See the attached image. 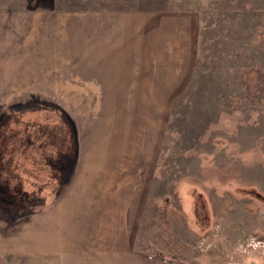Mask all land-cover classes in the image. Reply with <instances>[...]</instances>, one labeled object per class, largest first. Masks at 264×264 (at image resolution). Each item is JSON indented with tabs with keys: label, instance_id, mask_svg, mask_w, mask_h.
Wrapping results in <instances>:
<instances>
[{
	"label": "rangeland",
	"instance_id": "rangeland-1",
	"mask_svg": "<svg viewBox=\"0 0 264 264\" xmlns=\"http://www.w3.org/2000/svg\"><path fill=\"white\" fill-rule=\"evenodd\" d=\"M0 14L60 23L55 60L48 46L0 80L1 209L76 180L109 193L111 243L264 264V0H0Z\"/></svg>",
	"mask_w": 264,
	"mask_h": 264
},
{
	"label": "crops",
	"instance_id": "crops-1",
	"mask_svg": "<svg viewBox=\"0 0 264 264\" xmlns=\"http://www.w3.org/2000/svg\"><path fill=\"white\" fill-rule=\"evenodd\" d=\"M59 25L58 18L43 15L0 14V80L6 86L13 82L15 71L33 70L28 66L33 56L44 61L48 46H52L49 59L58 57ZM129 53L122 56L135 64L139 49ZM102 55L109 53L103 50ZM107 196V191L89 190L75 180L54 200L28 213L0 208V264H187L142 253L131 247L134 238L111 243L110 212L104 211L109 209Z\"/></svg>",
	"mask_w": 264,
	"mask_h": 264
}]
</instances>
